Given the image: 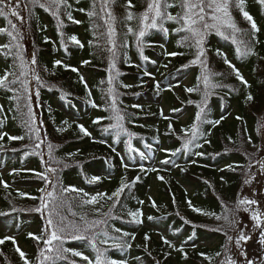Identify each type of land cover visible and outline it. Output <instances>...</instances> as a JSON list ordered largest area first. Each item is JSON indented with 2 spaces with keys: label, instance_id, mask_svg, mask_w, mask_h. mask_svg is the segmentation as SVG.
I'll use <instances>...</instances> for the list:
<instances>
[{
  "label": "trees",
  "instance_id": "1",
  "mask_svg": "<svg viewBox=\"0 0 264 264\" xmlns=\"http://www.w3.org/2000/svg\"><path fill=\"white\" fill-rule=\"evenodd\" d=\"M127 2L118 0L116 5H109L116 18L113 24L115 36L108 34L109 24L102 18L104 14L98 0L97 15L91 19L87 12L93 10L92 0H68L70 8L66 11L80 23L74 24L61 14L64 27L59 28L51 11L35 7L31 27L22 39L18 37L13 42L20 44L19 51L26 61L36 54L38 67H32L45 86L38 87L29 73L26 78L22 77L30 82L28 91L20 84L14 86L16 92L0 88V108H3L0 133H6L0 140V162L14 171L8 179L0 178L8 185L5 188L0 184V213L6 214L0 215V239L17 235L15 244L11 239L0 244V264H24L16 252L17 247L26 254L29 264H71L72 261L88 264L86 260L72 256L71 252L63 253L66 259L44 261L42 257L38 258L45 246L42 242L37 244L28 233L41 236L47 219H52L56 225L63 222L65 232L60 233L62 236L77 229L86 236L107 232L109 236L121 237L122 232L129 233L122 239L130 247L123 249L115 248L111 243L101 244L102 236L96 240L97 247L107 248L106 256L117 264H228L229 260L244 264L240 252H246L248 259L261 255L264 245L258 241L264 227L253 229L255 221L251 214L252 210L259 211L264 225V176L256 178L258 186L252 180L254 171L260 170L259 164L264 162V144L261 143L264 133V5L259 0H244V10L259 29L254 33L255 39H252L250 23L238 9L230 8L237 28L250 33L243 39L249 43L254 55L242 54L245 48L240 43V33H236L237 41L233 43L232 39L225 40L213 29L203 37V63L192 64L190 62L197 53L195 41H188L193 47L184 46L182 38L188 34L177 33L180 25L174 22L164 24L169 30L167 33L145 29L146 35L138 44L136 36L128 34L127 29L130 26L134 32L139 31V14L145 10L146 3L145 0H131L134 7L130 10L137 15L126 21L124 5ZM167 11L176 15L181 9L173 7ZM22 14L28 17L27 12ZM11 19L20 26L19 21ZM0 27L9 28L3 18H0ZM20 27L22 31L28 28L27 25ZM221 31L228 35L231 29ZM72 35L83 47L70 41ZM9 40L4 35L0 44ZM112 41H115L114 49ZM6 51L0 50V76L4 75L5 69L19 75V60L15 61L14 68L9 67L13 65V59H5L3 52ZM218 51L223 55H217ZM225 58L247 81V87L224 63ZM57 60L61 64L54 67ZM73 68L77 71H72ZM28 69L26 64L23 71L28 72ZM214 73L223 75H212ZM205 75L209 76L211 85H221L209 88L206 102ZM110 76L112 83H109ZM179 76L188 78L186 88L199 86L198 90L179 89L180 95H177L172 91L173 87L162 88ZM14 78L9 76L10 80ZM109 89H112L111 94ZM164 93L168 95L162 102L163 107H167L165 110L152 102ZM248 95L253 97L251 101L246 99ZM201 108L204 112L202 122H197V138L185 149L196 113ZM118 115H123L124 119L117 120ZM203 121L219 123L213 126ZM78 125H82L89 135H84ZM32 129H38V133ZM9 136H22L23 139L9 140ZM39 150L43 156L42 165L35 156ZM25 166H31L37 173L43 170L48 180L15 172ZM49 167L56 171H47ZM93 177L99 179L93 181ZM246 180L250 183H245ZM25 182L32 184L26 187ZM122 183L128 187L120 194L119 201L115 197L108 199ZM250 184L253 188L250 197H246L245 186ZM70 187L82 191H64ZM48 192L53 195L47 196ZM150 193L156 198L146 207ZM42 196L47 208L36 212L34 209L41 206L39 198ZM93 196L97 197L96 202L83 203ZM242 198L260 203L258 206L238 205ZM189 202L204 214L192 211ZM114 203L116 206L112 207ZM244 208L250 210L245 212ZM131 211H139L142 215L134 220L129 215ZM237 216L240 221L233 226L230 221ZM93 221L106 223L92 228ZM86 227L88 232L84 231ZM245 227H251V230ZM113 228L121 229V233ZM240 230H244L245 235L251 234L252 239L241 240L237 248ZM155 232L174 247L165 244ZM43 235L46 238L47 232ZM143 236L148 239H141ZM228 237L233 239L230 241ZM202 243H208V246ZM59 244L54 241L52 247ZM63 247L83 253L95 264V253L87 241L69 237ZM48 255L53 256V253Z\"/></svg>",
  "mask_w": 264,
  "mask_h": 264
},
{
  "label": "snow or ice",
  "instance_id": "2",
  "mask_svg": "<svg viewBox=\"0 0 264 264\" xmlns=\"http://www.w3.org/2000/svg\"><path fill=\"white\" fill-rule=\"evenodd\" d=\"M100 4V11L104 14L102 17L105 20L106 24H109L108 28V34L110 37L115 36V28L113 27V24L115 23V16L113 15V12L109 5H116L118 0H98ZM259 2L264 5V0H259ZM146 8L145 10L139 14L140 17V24L141 27L139 28L138 32H134L132 27H128L127 33L130 35H135L137 43L140 44L142 42V38L145 37L146 31L145 29H159L163 31L164 33H167L169 30L164 27V24L168 21L174 22L178 25H180L176 32H184L188 35H185L182 39L185 42L184 46L187 47H193L191 43H188L190 40L195 41V47L197 48L196 57L194 60H192L190 63L196 64L197 62L203 63L201 58L204 56V52L201 49V45L203 44V37L204 35L209 32L210 30L215 29L217 33L225 40L232 39L233 43H236L237 37L236 33H240L241 40L240 43L244 45L245 51L242 53L243 55H254L255 53L252 52L251 46L249 43L243 39V37L248 36L250 33L243 29H238L236 24L233 22L230 14V8L235 7L238 9L241 14L243 15L244 19L247 20L251 25V33H252V39H255L254 33L259 31L257 28L256 23L254 22L253 18L247 11L244 10V0H176L175 3L171 2V0H145ZM97 0H92V9L87 12V15L89 18H93L97 15L95 8H96ZM35 7L45 8V10L51 11V14L56 18L57 25L59 28L64 27V23L61 19V14L66 15L67 19L71 21L72 23H80V21L75 20L72 17V14L70 11H66V9L70 8V5L68 3V0H0V18H3L9 28H3L0 27V35H6L10 38L9 42L6 44H0V49H7L8 51L3 52V55L5 59L8 58L13 59V65H10L9 67L14 68L15 67V61L19 60L20 62V74L16 75L15 71H8V69H5L4 75L0 76V88L4 89L5 91H11L16 92L17 89L14 87L17 84H20L25 91H28L29 83L26 82V79H22V77H27L29 73H31L34 76V79L36 81V84L38 87H44L45 84L43 81H41V78L36 72L35 67H38V61L36 58V54L33 53L31 55V59L26 61L23 54L19 51L20 44L19 43H13L17 41V38H23L25 32L31 27V16H32V9ZM126 16L124 19L126 21H131L133 18L137 15L133 13L130 9L134 7L131 0H128L127 4L124 5ZM173 7H179L181 9L180 12H178L176 15H172L167 10L169 8ZM81 11H84V9H81ZM27 12L28 17L26 18L22 13ZM15 18L16 21L20 22V26L27 25L28 28H25L23 31L21 30V27L17 25V23L14 22L13 19ZM111 21L112 23H109ZM227 28L231 29L230 34L225 35L221 29ZM62 35V33H61ZM70 41L73 44L80 45V47H83L82 44H80V41L75 35H72L69 37ZM48 40L45 38V43H47ZM63 43V42H62ZM113 49L115 48V41H112ZM127 47V44L124 45ZM13 49H16V51H13ZM237 52L240 53L241 49L238 47ZM182 54V53H180ZM168 55H177V53H169ZM217 55H223L219 51L217 52ZM146 59V58H145ZM83 63H89V61H84ZM224 63L232 69V71L235 73L236 78L247 87V81L244 80L243 76L235 69V67L228 61L227 58L224 59ZM29 65L28 72L23 71V68L25 65ZM61 64V61L57 60L54 63V67L56 65ZM114 67V64L111 65ZM45 71L47 69L45 68ZM72 71H77L75 68L72 69ZM147 75V73H145ZM212 75L220 76L223 75V73H214ZM9 76H14V79H9ZM83 79V78H81ZM198 79H200L198 77ZM113 77H109V83H112ZM210 78L208 75L204 76V99L206 102L207 97L210 95L209 88L212 87H219L221 85L215 84L211 85L209 82ZM87 86V85H85ZM124 87H130V85H124ZM198 87L194 88H186L187 92H193L197 91ZM112 89H109V94H111ZM37 97L39 96V92H36ZM31 98V93H29V99ZM248 101H251L253 97L251 95H248L246 97ZM191 103V101H189ZM113 104H115V100L113 99ZM93 107H96L95 104H93ZM134 107H139L138 105H134ZM3 111V108H0V112ZM204 112V108H201L200 111L196 113L195 121L191 127V137L190 139L185 142L184 148L187 149L188 144L191 143L192 140H195L197 138L198 134V126L197 122H202V113ZM123 115H118L117 120H123ZM237 119H241V117H237ZM98 122V121H94ZM210 124L219 123V121L212 122V121H203ZM80 131L84 133V135H89V133L83 128L82 125H78ZM115 127H118V125H115ZM34 133H38V129H32ZM58 131H62V129H58ZM4 135L6 133H0V140H3ZM119 135V133H117ZM131 135V133H129ZM9 140H18L23 139L22 136H9ZM199 146V145H198ZM36 147H39L37 144ZM51 147V146H50ZM135 151V149H132ZM177 152L180 151V149L176 150ZM175 155V152L172 153ZM164 163H167V161H163ZM251 167V165H250ZM262 168H264V164L261 165ZM49 172H55L56 169L49 167L47 169ZM37 175H41L40 173H37ZM44 179L47 181L48 178L44 177ZM93 181L98 180L99 177H93ZM162 179V178H161ZM245 183H250L249 180H246ZM0 184H4V187L7 188L8 185L3 181L0 180ZM125 187H128V185L123 184L120 188H118L114 193H112L111 196H108V199H113V197L116 198V201H119L120 194L124 191ZM43 191V189H41ZM64 191H71V192H80L82 190L77 189L75 187H70L67 189H64ZM256 193H254L255 195ZM23 195V194H22ZM53 195L52 192H48L47 196L51 197ZM86 196L87 193H84ZM101 196H105L106 194H100ZM33 199H36V197H32ZM41 200V206L36 207L34 210L36 212H42L43 209L47 208V203L44 200V197L39 198ZM97 201V197L93 196L91 199L84 200V204H92ZM141 203H143L141 201ZM238 205H259V201L255 199H248V198H242L238 200ZM116 204L114 203L112 207H115ZM189 207L192 208V211L199 212L201 214L203 213V210L197 209L191 205V202H189ZM240 209L237 208V211ZM249 208H244L243 211L248 212ZM0 215H6L5 213H0ZM129 215L135 218L137 216L142 215L139 211H131L129 212ZM217 219H220V217H216ZM83 220L84 218L81 217ZM151 219V217H149ZM227 219V217H225ZM251 219L255 221L253 224V229H261L264 227L261 222V213L257 210H252ZM240 218L234 217L230 223L235 226L239 223ZM139 223L140 221H136ZM100 223H106V221H93L91 223V227L95 228ZM185 223H188V221H185ZM85 232L89 231V228L86 227L84 229ZM113 231L117 233H121V229L119 228H113ZM47 232L46 238L44 237L43 233ZM65 232V226H63V222H61L60 225H56L53 223L52 219H47L46 221V229L42 230V235L37 236L31 232L28 233V236L37 242V244H40L41 242L44 244V248L40 250L38 254V258L42 257L44 261L51 260V259H66V257L63 255V253L71 252L72 256H78L83 260H86L88 264H93V260L90 259L88 256L83 255V253L79 251H74L68 248L63 247V243L66 239L69 237L71 239L75 240H85L88 242V244L91 246L92 251L95 253V264H117V261L112 260L106 256V252L108 251L107 248H99L97 247L96 240L98 236H102L103 239H100V243L104 245H108L111 243V245L118 249H123L125 247H130V245L127 244L126 241L122 239V237H127L129 233L122 232L121 237H112L109 236L107 232H101L92 234L91 236H86L84 234H80L79 230L77 229L75 232L68 233L67 236H62L60 233ZM261 239L258 241L259 244L264 245V230L260 231L259 233ZM134 238V237H133ZM11 239L12 242L15 244L16 241L13 237H4V239H0V244L4 243V240ZM145 239L147 240L148 237L146 236ZM165 244H168L170 247H174V245L171 244L170 241L167 239H164ZM191 239V237H189ZM228 239L231 241L233 238L228 237ZM252 239L251 234L245 235L244 230H240L239 236L236 238V245L237 248L240 247V241H248ZM58 241L60 242L58 247L53 248V242ZM262 255L257 256L255 259H248V254L246 252H240V255L244 257V264H257V261H259V264H264V249L260 250ZM16 252L19 253L21 259L24 261V264H29V261L26 259V254L21 251L19 247L16 248ZM48 253H53V256H49ZM201 255H204L203 253ZM217 255H220L217 253ZM206 259H208L207 256H205ZM71 264H75V261H72ZM223 264V262H222ZM228 264H236V261L229 260Z\"/></svg>",
  "mask_w": 264,
  "mask_h": 264
},
{
  "label": "rangeland",
  "instance_id": "3",
  "mask_svg": "<svg viewBox=\"0 0 264 264\" xmlns=\"http://www.w3.org/2000/svg\"><path fill=\"white\" fill-rule=\"evenodd\" d=\"M168 83H169V82L165 83V85H163L162 87H163V88H166L167 85H168ZM188 84H189V81H188V78H187L186 76H185V77H181V76L176 77L175 79H172V81H171V83H170V85H172V86L175 87L174 89H172V91H173V92L175 91L176 94H179V93H180L179 89H184V88H186V87L188 86ZM167 96H168V95H167ZM167 96H165V93H164V94H162L161 97H158V98H156V99H153L152 101H153L154 103H156L157 105H160V106L162 107V109L165 110L167 107H163L162 102H163V99H165V98L167 99ZM261 143L264 144V133L262 134V142H261ZM39 151H40V150H39ZM262 164H264V162H261V163L259 164V167H258V168H260V170H258V169L255 170V171H254L253 178H252V180L254 181L253 184L256 185V186L259 185V183L256 181V178L259 177V176H264V168L261 167ZM9 173H10V170L5 169L4 167L0 166V176L6 178V175L9 174ZM252 188H253V185H252V184H250V185H246V186H245V189H246V197H250L251 189H252ZM259 190H260V189H259ZM153 191L156 193L155 190H153ZM260 191H261V190H260ZM155 198H156V197H155L154 193H150V194L148 195L146 201H145V205H146V207L149 206V203L152 202V201H154ZM244 229H246V230H251V227H245ZM14 237H16V236L14 235ZM145 237H146V236H143V237H141V239H145ZM201 245L207 246L208 243H202ZM262 249H264V247H263ZM249 253H250V251H249ZM260 254L262 255L261 251H260ZM261 255H260V256H261ZM257 264H259V263H257Z\"/></svg>",
  "mask_w": 264,
  "mask_h": 264
}]
</instances>
